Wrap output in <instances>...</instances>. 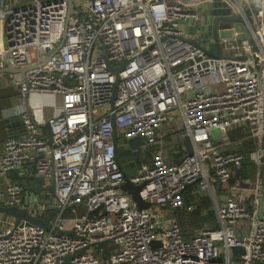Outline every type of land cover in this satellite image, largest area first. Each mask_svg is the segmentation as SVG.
<instances>
[{"label": "built area", "instance_id": "1", "mask_svg": "<svg viewBox=\"0 0 264 264\" xmlns=\"http://www.w3.org/2000/svg\"><path fill=\"white\" fill-rule=\"evenodd\" d=\"M216 1L229 2L233 12L246 17L251 34L241 40L234 25L226 29L233 31V38L220 39L222 57H213L186 39L198 36L197 27ZM73 2L69 11L68 0H0V20L6 26L0 70L29 67L19 79L24 96L33 92L62 96V111L47 120L52 142L44 136L45 122L27 109L20 112L25 133L0 139V178H5L0 205L23 206L24 185L10 175L35 163L36 174L54 179L59 208L49 229L25 221L15 225L12 217L0 213V264H264V211L257 205L252 210L236 198L251 190L258 204L264 183L254 188L250 178L232 183L246 157L223 147L230 130L249 126L257 144L249 159L257 163L260 175L264 7L255 8L264 0ZM207 24L205 31L211 33L213 23ZM190 26L194 34L187 32ZM108 62L124 67L116 73ZM175 112L181 115L193 150L180 162L169 163L159 148L131 180L144 183L140 192L144 200L168 203L171 209L183 206L188 184H197L201 195L211 194L219 226L198 229L191 238L185 237L169 209L139 210L120 188L125 176L114 131L123 144L141 138L142 147L149 150L161 144L158 130ZM211 169L225 200L215 198ZM38 205L33 213L44 216L36 212ZM76 205L84 210L74 208V215L65 216L67 208ZM254 216V236L252 231L239 234V222L251 220L254 227ZM103 242L113 246L106 259L98 249ZM82 248L83 254L65 262V256ZM236 248L241 249L238 255Z\"/></svg>", "mask_w": 264, "mask_h": 264}, {"label": "water", "instance_id": "2", "mask_svg": "<svg viewBox=\"0 0 264 264\" xmlns=\"http://www.w3.org/2000/svg\"><path fill=\"white\" fill-rule=\"evenodd\" d=\"M69 3V11L72 9L74 2L73 0H68ZM224 7L223 9L221 7ZM261 5H258L257 8H255V11L259 10ZM222 14V15H221ZM245 18L240 12H233L231 5L227 1H216L212 4V11L210 15H205L203 17V24L199 25L197 27V30L199 31L198 36L193 38H186L188 41H190L192 44L203 48L209 55L213 57H222V51H221V43L220 39H231L233 38V31L226 30L230 29L232 25H234L235 30L237 32V38L238 39H249L251 37L250 32L246 30L245 26ZM212 21L213 27L212 32L208 33L205 30L208 29V22ZM190 22H193L191 20ZM219 27L224 29L221 32H218L217 25L218 23ZM187 32L190 34L195 33V29L193 26H190L187 28ZM65 39V34L63 35V39L59 45V47L63 44ZM59 47L52 52L46 60L42 62L44 65L47 60L50 58L52 54L58 51ZM263 52H264V45H263ZM105 57L106 54L104 53ZM108 67L118 73L120 69L124 67L122 65L121 67H113L110 62H108ZM4 69V70H3ZM2 72L9 71V72H22L23 74L29 69V67H15V66H9L3 68ZM6 69V70H5ZM116 97V90L114 91V98ZM20 123L23 126V134L25 133V126L23 123V120L21 119V116L18 118H13L9 120V123ZM42 127L44 129V136L49 139L50 142L53 141V134L51 131V125L47 121L42 124ZM114 140L117 146L116 152H117V159L120 163L121 168L124 171L125 181L120 185V188L127 192L129 195H131L133 201L136 203L137 208L139 210L143 209H149L153 206V204L149 201L144 200L141 197V189L144 186V183L136 184L131 180V177L136 175L138 173V163L135 159L130 161H122L119 157V152L124 151L125 149L130 148V144L127 142L123 144V140L119 137V134L117 130L114 131ZM264 152V149H263ZM145 162V161H144ZM262 168L264 169V156L262 158ZM14 177L19 176V174L15 171ZM25 182L23 183L25 188V196H24V204L23 206L19 205H12V206H5L0 205V213L6 214L14 219V224L19 225L22 221L28 222L32 225H36L39 227H43L45 229H49L51 227V221L52 218L56 215L59 208L57 207L55 200H56V184L54 182V179L47 180L43 176L38 174H31L27 176L25 179ZM190 184H188L189 186ZM221 188V183L218 181L217 187H216V194L217 198L219 199V191ZM53 201V202H52ZM35 203L43 204L44 209L47 210L46 215L39 216L35 215L33 213V209L35 207ZM167 208H171L168 203L165 204ZM254 221V227L252 229L251 234L254 236L257 222L255 220V216L253 217ZM66 233L70 235H75L73 231H66ZM109 241V240H108ZM153 245L158 246L160 243L158 241H153ZM86 248H82L79 251H77L75 254L67 255L65 256V262L70 263L71 259L74 256L81 255L85 252Z\"/></svg>", "mask_w": 264, "mask_h": 264}, {"label": "crops", "instance_id": "3", "mask_svg": "<svg viewBox=\"0 0 264 264\" xmlns=\"http://www.w3.org/2000/svg\"><path fill=\"white\" fill-rule=\"evenodd\" d=\"M5 30V21L0 20V48L2 45H4L6 41ZM22 76L23 73L19 71H0V139L2 140H5L10 137H19L23 135L22 124L16 122L9 123V120L13 118H18L22 110L27 109L31 111L33 116L40 122H46L50 117L62 111L61 95L33 92L24 96L21 93L19 84V79ZM246 128L251 129L249 126H246ZM228 133L225 135L226 141H223L225 142V145H223L225 149L237 150L239 147L244 146L243 140L237 141V144L235 142L230 141ZM158 139L161 144L150 146L149 152H146L145 155L140 158L141 161L138 163V168L142 165V163H144V161L150 162L152 154H154V152H156L159 148L164 149L165 158L169 163H178L182 160L183 156L189 151H192L194 147L193 141L188 135L182 122L181 115L178 112H175L173 115L170 116L168 121L162 124L161 128L158 130ZM256 148L257 144L253 152L256 151ZM0 152H2V148H0ZM252 153L250 155H252ZM249 161L251 162V164L254 165L250 167L251 177H248L253 181L254 184L252 187L254 188L255 184L258 185V183H260L261 181L264 183V169H262V172L259 175L257 163L251 159H249ZM16 172L19 174V176L14 177L13 172L10 177L13 180H16L19 183L23 184L25 182L24 179L27 176L31 174H36L35 163H27L22 168H19ZM210 175L216 200H225V196L222 195L223 191L221 190V188L218 194L219 199L217 198L216 187L218 180L214 175L213 169H211ZM258 180L259 182H257ZM4 182L5 178L1 177L0 186H3ZM191 185L193 184H190L188 187H190ZM195 192L201 195L198 192V186L196 187ZM251 192V190H243L242 194H237V201L242 204H246L248 207L250 206L249 208H251L252 210H254V207H256L257 205V208L260 212L264 211V194L262 196H259L258 204H256L257 197L251 196ZM208 195L212 198L213 206L215 209L214 198L211 194ZM167 209H169V211L172 210L171 208ZM252 229L253 226L251 220H243V222H239V234L249 233L252 231Z\"/></svg>", "mask_w": 264, "mask_h": 264}, {"label": "trees", "instance_id": "4", "mask_svg": "<svg viewBox=\"0 0 264 264\" xmlns=\"http://www.w3.org/2000/svg\"><path fill=\"white\" fill-rule=\"evenodd\" d=\"M251 41H253V44H255L254 40ZM228 136L230 141L235 142L236 144L237 141L243 140L244 146L239 147L235 151L242 153L246 157V160L243 162L242 167L236 171L231 180L232 183H235L237 180H242L251 177L250 167L254 165L251 164V162L249 161V156L255 150L256 141L255 138L252 136L251 129L246 128V126H239L233 128L229 131ZM133 144H135L134 150L136 152L144 151V154L146 152H149V150H146L142 147L143 140L141 138H137L131 141V147ZM130 150L131 149L119 152L120 158L122 153L127 155L126 152H129ZM140 158L141 157L139 156L132 155L127 156L125 158H121V160L129 161L135 159L137 163H139L141 161ZM196 187V184H193L188 187L184 191L185 201L183 206L178 209L171 210V212L178 217L186 238H191L198 229L205 227L217 228L219 226L212 198L208 194H197L195 192ZM74 208H76L79 213L84 210L83 206L81 205L70 206L65 211V216H68L69 214L74 215L72 212ZM98 249H100L102 252V258L106 259L109 256L110 250L113 249V246L110 242H103L99 244ZM240 252V248L235 249V254L238 255L240 254Z\"/></svg>", "mask_w": 264, "mask_h": 264}, {"label": "rangeland", "instance_id": "5", "mask_svg": "<svg viewBox=\"0 0 264 264\" xmlns=\"http://www.w3.org/2000/svg\"><path fill=\"white\" fill-rule=\"evenodd\" d=\"M244 3H245V1H244ZM246 4V3H245ZM251 41V40H250ZM251 43L253 44V41H251ZM253 46H254V48H256L257 50H259V47H258V45L255 43V44H253ZM134 148H135V144H133L132 145V147L130 148L131 150L129 151V152H126L127 153V155L126 154H121V158H125V157H127V156H132V155H135V156H139V157H142L143 155H145L142 151H138V152H136L135 150H134ZM55 203H56V200H55ZM38 209L36 210V212L37 213H41V214H46L47 212L46 211H43V210H41V205L39 204L38 206ZM165 209H167L166 208V206H165V204H155V205H153L151 208H150V211L152 212V213H157L158 211H160V210H165ZM72 215H68L67 217H71Z\"/></svg>", "mask_w": 264, "mask_h": 264}]
</instances>
